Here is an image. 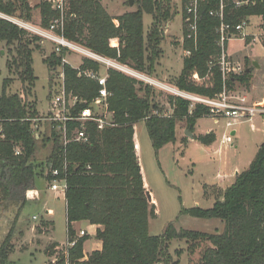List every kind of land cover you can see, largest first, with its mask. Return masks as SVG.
<instances>
[{
    "label": "trees",
    "instance_id": "obj_1",
    "mask_svg": "<svg viewBox=\"0 0 264 264\" xmlns=\"http://www.w3.org/2000/svg\"><path fill=\"white\" fill-rule=\"evenodd\" d=\"M181 3L183 19L187 20L185 8L190 0ZM136 5L135 11L112 17L102 0H67L64 37L100 57L153 76L162 54L161 26L173 17L171 4L170 0H136ZM38 8L46 30L60 18L54 0H42ZM0 13L8 18L32 20L28 0H0ZM144 14L153 19L146 34ZM252 18H260L264 29V0L200 1L197 35L189 38L188 24L184 23L183 48L190 54L183 60L175 87L206 99H214L225 86L235 88L236 82L248 87L252 74L246 71L224 80L218 64L222 52L218 30L225 24L234 31ZM40 40L39 36L0 17V42L15 46L17 56L9 61V68L15 70L23 85V94H10L9 79L5 80L0 96V197L3 200L12 201L18 190H29L41 169L35 157L38 141L32 122L37 111L26 98L28 89L32 90L37 80L33 53L40 50ZM67 51H55L45 63L53 73L62 67L67 95L77 98L72 113L78 115L97 100L100 90L95 80L81 73H99L101 64L85 58L80 69L62 65ZM153 86L109 68L107 102L112 113L111 124L99 130L96 123H88L89 141H71L66 146L63 133L50 127L49 137L43 141L44 145L52 143L44 164L49 170L46 179L51 185L55 179L51 171L58 170V179L66 180L67 238L68 242L76 241L60 255L58 264H179L169 253L173 240L186 242L190 264H264V143L249 168L239 173L233 184L225 190L217 189L211 208L196 206L182 210V214L194 218L221 220L225 225L223 232L207 234L177 230L170 225L163 235H150L149 221L157 219L160 212L145 181L136 126L145 123L152 146L158 152L177 142L178 123H186L187 129L194 133L197 121L209 115L206 105L198 103L191 109L190 100L176 95L168 97L173 113L166 114L157 103ZM80 127L81 123L70 122L68 138ZM188 138L184 137V141ZM194 139L202 145H211L216 136L210 133ZM81 222L95 226L96 238L102 243L101 250L88 256L84 253L88 236L77 238L74 228V223ZM43 226L54 227V223L46 222ZM6 239L0 248V264H7L10 255ZM59 248L60 244L54 242L46 249V256L54 257ZM196 251L199 255L194 262ZM176 255L181 257L182 251L177 250Z\"/></svg>",
    "mask_w": 264,
    "mask_h": 264
},
{
    "label": "rangeland",
    "instance_id": "obj_2",
    "mask_svg": "<svg viewBox=\"0 0 264 264\" xmlns=\"http://www.w3.org/2000/svg\"><path fill=\"white\" fill-rule=\"evenodd\" d=\"M41 1L28 0L29 5L32 7L31 21L20 20L17 17L8 18L1 13L0 17L7 18L27 30L31 35H36L34 31L45 30L42 27L41 11L38 8ZM103 3V6L106 5L107 8L105 9L112 17H117L118 15L128 13V11H135L137 9L136 0H134L132 7L129 6L128 0H105ZM170 4L173 17L161 26L164 40L160 44L162 54L157 60L155 69L156 73H162L163 78L169 86L157 85L150 81L151 78L148 76L109 59L117 65V68L110 69L122 71L150 85H157L154 88L155 98L158 105L168 115L173 113V107L169 104L168 99L171 95L181 96L190 100L193 105L191 109L195 104H202L197 102L194 99L195 97L203 99L200 96L181 92L175 87V81L183 68V58L189 55L188 51H185L183 48L184 23L187 22L183 19L181 0H170ZM185 13L187 14L186 9ZM143 20L144 32L146 34L151 28L153 19L152 16L144 14ZM246 21L248 24L245 32L235 40L227 42L225 50L227 60L232 66H240L242 73L246 69L254 72V82L259 83L261 90L257 93L258 101L252 103H259L264 99V29L257 18L247 19ZM187 28L189 30L188 25ZM37 36L41 38L38 41L40 50H36L33 53V69L37 80L31 88L32 90L28 89L26 98L37 111V118L35 119H38V122L36 124L40 129L45 128L47 135L44 133L43 138L36 139L38 141V148L35 157L38 165H41V169L39 170V178L36 179L35 184L30 186L29 190L25 192L18 190L12 201L3 200L0 197V248L5 240H7L6 238H8L9 243L7 246L10 249V255L7 264H45L54 260L58 264L60 262V255L66 250L68 243L64 193L52 191L50 189L51 185L46 179L49 170L44 164L51 153L52 143L44 145L45 142H43L49 137L51 127L46 120L48 116H44L43 113H47L49 103L51 104L61 91L60 74L62 73V67H59L58 71L54 73L49 71L45 59L55 52L56 44L44 39L40 35ZM76 46L81 51L68 50L65 53L62 65L65 63L75 68L84 61L85 57H90L86 53L88 50L79 45ZM16 56L15 46L8 47L5 43L0 42V96L3 93V84L8 79L7 92L10 94H23V85L19 81L17 73L14 69L10 70L9 68V61L15 59ZM100 64L99 74L107 75L108 66L103 63ZM239 71L232 72L229 77L242 75ZM234 85L235 88L227 89V95L233 97V99L236 97H246L244 94H239L238 91L248 89L251 81L248 87L242 85L241 82H236ZM252 125L254 129H252ZM223 126L224 123L216 124L209 118L199 122V130L216 128L219 135L217 148H221L222 150V155L220 156L232 164L231 170L237 165V168L242 172L249 168L257 155L259 147L264 143V117L256 116L252 123H243L236 126L234 128L237 131L236 136H234V146H221L220 139L224 134ZM185 128L186 124L184 122L178 123L176 129L177 142L175 144H168L156 152L152 146L145 123L140 122L136 126L140 147V161L145 181L152 193L154 204H156L160 212L157 219H150L149 221L151 236L163 235L170 225H173L177 230L184 229L207 234L220 233L225 228L224 223L219 219L194 218L190 215L182 214L183 209H190L196 206L203 209L212 207V204L204 199L205 182L203 183L204 178L202 176L205 169H202L200 165L203 148L198 142L190 144L188 147L182 146L183 136H187L186 131L183 132ZM193 163H196V165L193 166ZM228 183L226 181L220 185L225 187ZM217 189H210V198H215ZM22 201H24V204ZM47 211L50 214H47ZM46 222H53L54 227L43 226ZM82 231H85L88 236V240L84 244L85 255L87 256L93 251L101 250L102 246L96 238V227L89 222H81L75 227L77 238L83 237L80 234ZM54 242L60 244V252L54 257L49 258L46 256L45 251ZM187 249L185 241L173 240L170 244L169 253L172 255L174 261H179V264H190ZM177 250L182 251L181 257L176 255ZM198 251L195 252L194 262L197 261Z\"/></svg>",
    "mask_w": 264,
    "mask_h": 264
},
{
    "label": "built area",
    "instance_id": "obj_3",
    "mask_svg": "<svg viewBox=\"0 0 264 264\" xmlns=\"http://www.w3.org/2000/svg\"><path fill=\"white\" fill-rule=\"evenodd\" d=\"M202 0H190V3L186 6V11L188 18L186 22L189 27V38L197 35V21L199 18V4ZM55 8L60 12V18L55 20L49 29L42 31H34L36 35L42 36L44 39L51 41L56 44L55 51L61 53L64 49L76 51L80 50L75 44L68 42L64 38V25L66 18V5L67 0H54ZM222 17V14H220ZM248 22L243 21L241 24L234 28L229 25L222 24L218 30L220 34V45L222 47L221 56L219 59V66L223 74L224 80L229 78L232 72L242 73L241 67H234L227 60L225 45L227 42L235 40L240 37L246 30ZM244 39V38H243ZM81 51V50H80ZM89 56L103 64H106L108 68H117L116 63L109 59H105L93 53H89ZM190 52H188V55ZM88 78L95 80L100 86L99 97L94 101L89 107L85 108L78 115H74L72 112L77 103V98L73 96H68L65 87V74L62 72L60 74V80L62 83L61 91L55 100L50 104L47 122H49L51 128H55L57 131L63 133L65 146L71 142L87 143L89 141V136L87 132L88 123H96L99 130H102L105 126L110 125L112 122V113L109 111V106L107 98L109 96L107 92V75L101 76L98 73L92 71H86L81 73ZM227 88L217 95L214 99H200L194 98L197 102L206 105L209 108L208 117L212 118L216 122L224 121L227 133L223 136L222 144L226 146H234V136L233 133L236 132L234 129L236 125L245 122L252 121L255 116L264 117V99L259 103H252L247 100L246 97H230L226 93ZM239 96V95H238ZM193 106V105H192ZM193 108V107H192ZM81 123L80 128H76L71 132V136L68 138L69 123L70 122ZM33 130L35 133V139L41 137V129L36 124L38 119L32 120ZM232 131V133H231ZM20 152L17 151V154ZM51 174L55 179L53 180L50 189L52 191H61L65 193L67 190V183L65 179H58L60 172L58 170H52ZM81 236H85V231H82ZM76 241L68 242L67 247H73Z\"/></svg>",
    "mask_w": 264,
    "mask_h": 264
},
{
    "label": "crops",
    "instance_id": "obj_4",
    "mask_svg": "<svg viewBox=\"0 0 264 264\" xmlns=\"http://www.w3.org/2000/svg\"><path fill=\"white\" fill-rule=\"evenodd\" d=\"M105 0H102V3L104 2ZM104 4V3H103ZM105 8L106 5H104ZM128 12H132V11H128ZM110 14V13H109ZM111 15V14H110ZM122 15V14H121ZM119 16V15H118ZM257 20L259 22H261V19L260 18H257ZM89 52V51H88ZM83 54V53H81ZM85 55V54H83ZM86 56V55H85ZM84 56V57H85ZM87 58V57H85ZM84 58V59H85ZM89 59H92L91 57H88ZM94 60V59H93ZM184 60V58H183ZM96 61V60H95ZM83 62L78 66V67H75V69H80V67L82 66ZM74 68V67H73ZM249 70V72L247 73H251L252 74V80H251V85L250 87L247 89H242L241 91L239 90L238 93L239 94H244L246 95V97L248 98V100L250 102H257L258 100V92L261 90V86L259 85L258 82H254V72H252L250 69H246L245 71ZM106 73V72H105ZM99 74V73H98ZM101 76H104L106 74H99ZM150 79V81L156 83L157 85H161V86H169L168 83L165 81V79L163 78V75L162 73H159L158 72L156 73L155 71V74H153V76H148ZM153 85V84H152ZM157 85H154V86H157ZM49 107H50V103H49ZM49 111V109H48ZM48 111L46 114L43 113L44 116H48ZM256 117V116H255ZM255 117H253L252 121L250 122H245V123H252L253 120L255 119ZM206 118H209V119H212L210 117H205V118H201L197 121L196 125H195V131L193 133L194 136H197V137H200V136H205V135H208L210 133H214L215 136H216V140L213 144L211 145H202L201 143H199L197 140L195 139H190L188 138V141L185 142L184 140H182V146H189L190 144L192 145L193 143H196L198 142V144L203 148V155L201 157V163L200 165L202 166V169H205V172H204V175L202 176V178H204V181L203 183L205 182V185H204V191H205V194H206V191L208 193V195L205 196L204 194V199L211 203L212 206L215 202V198H210V187H217L218 189H221V190H225L227 187H229L231 184L234 183L235 181V178L236 176L241 173L240 170L237 168V165H235V168H233V170H231V166L232 164H230L226 159H224L222 156V150L221 148L218 149L217 148V145L219 144V135H218V131L216 130V128H208L206 130H199V122L201 120H204ZM213 120V119H212ZM214 123L216 124H220V123H224V121H220V122H216L215 120H213ZM186 124V123H185ZM243 124V123H242ZM240 125V124H238ZM236 125V126H238ZM235 126V127H236ZM223 131H224V134L227 133V129H226V126H225V123H224V126H223ZM252 129H254V126L252 125ZM45 128H41V132H44L45 133ZM187 126L186 128L183 130V132L187 131ZM232 133V131H231ZM236 132L233 133V135L236 136ZM224 134L222 135V138L220 139V144L221 146L223 145L222 144V139H223V136ZM45 135H47V133H45ZM184 137H187V136H183ZM185 142V143H184ZM235 142V141H234ZM19 151V150H18ZM138 151H139V154H140V147L138 146ZM220 156V157H218ZM196 165V163H193V166ZM231 168V169H230ZM39 178V177H37ZM226 179L227 182H229L228 184H226L225 187H222L220 184L222 182H226L224 181ZM35 184V183H34ZM206 188L208 190H206ZM47 214H50L49 211H47ZM35 218V217H34ZM79 223H74V228L78 225ZM97 229V228H96ZM100 242V241H99ZM101 246H102V243L100 242ZM92 253V252H91ZM91 253H89L88 255H90ZM87 255V256H88Z\"/></svg>",
    "mask_w": 264,
    "mask_h": 264
},
{
    "label": "water",
    "instance_id": "obj_5",
    "mask_svg": "<svg viewBox=\"0 0 264 264\" xmlns=\"http://www.w3.org/2000/svg\"><path fill=\"white\" fill-rule=\"evenodd\" d=\"M129 2V6H133L134 5V0H128ZM246 72H249V70H247ZM186 135L190 138V139H194L193 133H191L190 131H186ZM149 199L151 200V196H149Z\"/></svg>",
    "mask_w": 264,
    "mask_h": 264
}]
</instances>
